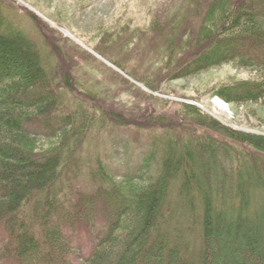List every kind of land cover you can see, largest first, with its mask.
<instances>
[{
	"label": "trees",
	"instance_id": "trees-1",
	"mask_svg": "<svg viewBox=\"0 0 264 264\" xmlns=\"http://www.w3.org/2000/svg\"><path fill=\"white\" fill-rule=\"evenodd\" d=\"M7 2L0 0V264H264V133L143 90L162 104L139 119L104 106L92 89L83 96L53 49L11 21ZM31 2L49 14L45 2ZM164 10L148 27L165 41L149 78L125 64L136 49L133 18L92 30L95 49L152 92L224 64L248 69L252 76L208 92L229 104H264V0H174ZM103 128L114 132L110 159L87 145ZM117 144L124 162L114 160ZM80 234L90 245L82 261Z\"/></svg>",
	"mask_w": 264,
	"mask_h": 264
},
{
	"label": "rangeland",
	"instance_id": "rangeland-1",
	"mask_svg": "<svg viewBox=\"0 0 264 264\" xmlns=\"http://www.w3.org/2000/svg\"><path fill=\"white\" fill-rule=\"evenodd\" d=\"M31 1L10 0L7 2L11 21L13 20L24 27L27 33L38 43L47 44L46 50L51 51L50 49H53L54 63L58 61L62 70L68 71L76 81L82 82L78 90L83 91V96H85V89H92L98 96L99 102L104 106L112 104L115 109H120L121 113L127 111L139 119L140 115L149 110L158 109L162 104L160 101L147 97L143 93L145 91L153 93L157 98L187 103H190L189 101L197 102L224 123L243 130L264 133L261 131L264 130V104L236 105L228 103L229 109L224 111L214 104L213 99L216 96L208 92L212 86L229 80L233 76H252L253 72L248 69H239L224 64L192 77L168 81L165 84L161 82L158 86L160 92H152L127 72L112 64L95 49L99 34L92 30L100 24H107L112 20L124 22L133 18L130 27L137 28L132 45L136 49L129 53L125 64L129 72L132 71L139 76L149 78L157 67V62L163 55L165 56V41L163 34L150 30L148 27L153 17L166 12L167 10L164 9L170 3L174 4V0L172 2L171 0H41V2H45L43 3L45 6H49L47 10L49 14L46 13L47 15L37 10ZM34 14L39 16V19L34 17ZM53 19L57 21L55 22ZM37 20H42L48 26L56 28L62 36L59 37L54 30L50 31L57 39L48 36L44 29L39 27L40 23L38 24ZM94 36H98V39L93 40L92 37ZM50 38L57 42L47 43L46 41ZM119 52L124 55V50ZM114 55L119 58L117 54ZM125 79L130 80L139 89L126 83ZM78 93L80 92L78 91ZM181 96H196V98L187 99ZM112 131L106 128L98 129V132L92 133L90 137L91 139L95 138V141L88 142L87 145L96 151L106 153L107 156L109 155V159L112 158V136L114 133ZM143 142L145 141L141 139L138 144L134 145V149H138L140 152ZM118 147L119 151L116 152V158L113 156L114 160L120 159L124 162L126 155L120 149L122 148L121 145ZM84 237L81 234L79 236L78 243L83 246L82 249H78V260L80 261L85 258L90 248L88 237L85 235Z\"/></svg>",
	"mask_w": 264,
	"mask_h": 264
},
{
	"label": "water",
	"instance_id": "water-1",
	"mask_svg": "<svg viewBox=\"0 0 264 264\" xmlns=\"http://www.w3.org/2000/svg\"><path fill=\"white\" fill-rule=\"evenodd\" d=\"M68 36H71L69 33H66ZM191 104H194V105H197L203 109H205L201 104L197 103V102H193V101H189ZM213 102L216 106H218L219 108L223 109L224 111L225 110H228L229 109V105L228 103L223 100L222 98H220L219 96H216L214 99H213Z\"/></svg>",
	"mask_w": 264,
	"mask_h": 264
}]
</instances>
